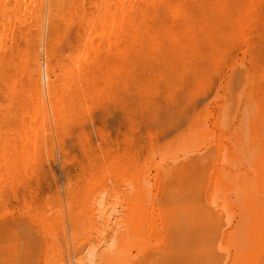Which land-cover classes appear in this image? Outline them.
Here are the masks:
<instances>
[{
    "label": "bare ground",
    "instance_id": "obj_1",
    "mask_svg": "<svg viewBox=\"0 0 264 264\" xmlns=\"http://www.w3.org/2000/svg\"><path fill=\"white\" fill-rule=\"evenodd\" d=\"M236 21L256 32L260 63L264 0H0V264H264V100L248 145L242 125L229 145L213 138L205 108L144 163L85 126L109 100L183 117L196 102L175 72L191 65L203 82L205 55L224 52ZM240 73L232 65L225 86ZM70 144L82 154L73 176L9 209L46 162L69 161ZM255 148L248 164L241 152Z\"/></svg>",
    "mask_w": 264,
    "mask_h": 264
},
{
    "label": "rangeland",
    "instance_id": "obj_2",
    "mask_svg": "<svg viewBox=\"0 0 264 264\" xmlns=\"http://www.w3.org/2000/svg\"><path fill=\"white\" fill-rule=\"evenodd\" d=\"M235 23L237 26L234 31L229 36L223 35L224 38L229 40V43L224 47V52H220L218 56H214L217 53H207L205 55L207 59L201 69L205 74V80L203 82L197 80L195 75H193L190 70L191 65L186 66L182 71L175 72L179 74L177 77V79L179 78V94L189 99V101L196 102L194 103L195 105L193 104L194 109L190 107L191 109L187 108V112H183V117L177 113V115H180L181 118H178L181 121L177 116H174V120L169 123L165 114L160 109L149 113L147 112L148 109L145 107V104L138 100L131 108H125L122 103H114V100H109L92 111L91 119L85 125L87 131L92 133L93 137H91L93 141L96 144H101L103 148L105 147L106 144L101 142L99 134L97 133L98 130H103L109 137L108 142L112 149L118 153L124 151L138 152L141 161L144 163L147 151L151 145L169 143L173 140L172 137L175 138V131L177 133H179L178 131H182L190 119L201 120L206 112V127L213 138L221 139L224 144L228 143L229 145L233 142V138L239 132L238 128L242 125L246 129L243 132V136H245V144L248 145L249 137L252 135L249 129L251 126L250 119H254V124L257 122L262 124L263 121L262 115L259 113V108L264 100V55L261 57L260 63L254 64V61L251 59L254 51L251 43L253 41L257 42L259 38L253 29L249 27L242 29L237 21ZM235 63H238L239 67H241V73L239 74V78L241 79L232 84L230 83L231 85L226 87L224 75L229 74L230 67ZM182 77H184V81H181ZM137 91L132 85L130 90H122V95ZM225 91H228L226 99L231 100H227V104L231 111L233 109V112L229 113L230 117L227 119L229 123L226 121L228 127L226 126L227 128L225 127L224 130H217L213 125V120L216 115L217 106L224 101ZM216 93L218 94L217 98H215ZM231 96L233 97L231 98ZM207 101L210 104H206L208 103ZM171 104L169 103L168 105ZM153 113H156V116ZM182 120H186V122ZM126 140H129L128 142L130 143H125ZM217 141L213 142L214 147ZM191 144L189 142L185 146L190 147ZM69 150L70 155L67 157L69 159L67 163L64 164L61 156L58 155L56 162L51 161L45 163L48 171L45 176H42L40 181L36 177H33L30 185L27 187L18 185L16 188L17 195H11L9 197V209H22L21 211H23L24 198L36 195L37 191L48 196L50 190H53L50 189L52 185L54 187L57 184L63 186L67 174L73 176L78 165V160L82 159L81 151L77 147L70 144ZM257 150L255 148L247 151V154H249L248 157L245 155V151L242 150V157L248 159V164L253 163V158Z\"/></svg>",
    "mask_w": 264,
    "mask_h": 264
}]
</instances>
